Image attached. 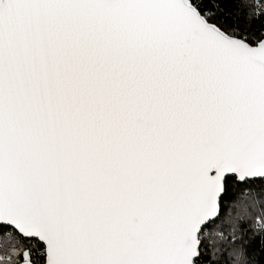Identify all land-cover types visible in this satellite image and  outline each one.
I'll list each match as a JSON object with an SVG mask.
<instances>
[{
    "label": "snow or ice",
    "instance_id": "obj_1",
    "mask_svg": "<svg viewBox=\"0 0 264 264\" xmlns=\"http://www.w3.org/2000/svg\"><path fill=\"white\" fill-rule=\"evenodd\" d=\"M0 264H264V0H0Z\"/></svg>",
    "mask_w": 264,
    "mask_h": 264
}]
</instances>
